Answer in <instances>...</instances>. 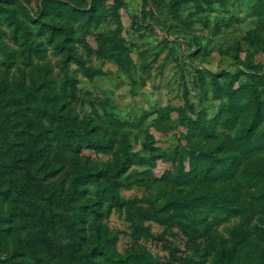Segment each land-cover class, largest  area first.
I'll use <instances>...</instances> for the list:
<instances>
[{
	"label": "rangeland",
	"instance_id": "1",
	"mask_svg": "<svg viewBox=\"0 0 264 264\" xmlns=\"http://www.w3.org/2000/svg\"><path fill=\"white\" fill-rule=\"evenodd\" d=\"M109 258L264 264V0H0V264Z\"/></svg>",
	"mask_w": 264,
	"mask_h": 264
},
{
	"label": "trees",
	"instance_id": "2",
	"mask_svg": "<svg viewBox=\"0 0 264 264\" xmlns=\"http://www.w3.org/2000/svg\"><path fill=\"white\" fill-rule=\"evenodd\" d=\"M59 3H57L58 5ZM85 13L88 15V18L89 19L91 17V15H89L90 13L88 11H85ZM83 15V12L80 13ZM16 30V29H15ZM117 44L119 45V43L117 42ZM23 47H24V50L25 52L29 55L30 52H31V48L29 47V45H26V43H22ZM121 48V51H123V47L120 46ZM123 49V50H122ZM116 59H117V62L119 64V66L125 68V70L127 69V66H128V60L126 58L125 55H123L121 52L116 56ZM74 61L80 68H84V63L81 61V59L79 57H77L76 55H67L65 61ZM237 77L236 76H233L230 78V81L227 83V92H232L233 91V84L234 82L236 81ZM248 89H250V91L252 92V94L254 93V90H255V86H250L248 87ZM254 101H253V104H254V116H253V123L252 125H257L259 123V121L261 120V116H262V112H261V109H260V104H257V102H255V98H253ZM36 110H37V113L45 118V119H48V120H56L58 121L59 119L61 118H65L63 117L62 115L58 114V113H55L53 111H50V110H47L46 108H44L42 105H36ZM79 136H81L79 138ZM76 135V138L74 139V144H75V147L76 148H80V147H84V146H87V147H93L94 149L96 150H102V149H106V148H109L111 147V143L110 141H106V140H102V139H98V140H88V139H85V143H82L81 140L84 139V137L82 136V134L80 135ZM128 158V157H127ZM128 159H126L125 161H127ZM124 161V163H125ZM123 163V165H124ZM91 176V175H89ZM105 176H107L105 174ZM92 178V176H91ZM97 178V176L95 177ZM93 179V178H92ZM94 180V179H93ZM111 190V189H110ZM112 191V190H111ZM15 195V194H14ZM111 201L114 202V206L115 207H120L121 204L119 203V201L117 200V197L111 193ZM109 261L112 262L111 264H119V262H113L112 259L109 258ZM242 264H254V263H250V262H244ZM259 264V263H258Z\"/></svg>",
	"mask_w": 264,
	"mask_h": 264
}]
</instances>
